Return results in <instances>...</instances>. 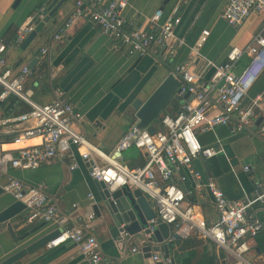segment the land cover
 Here are the masks:
<instances>
[{"label":"crops","instance_id":"1","mask_svg":"<svg viewBox=\"0 0 264 264\" xmlns=\"http://www.w3.org/2000/svg\"><path fill=\"white\" fill-rule=\"evenodd\" d=\"M51 1L20 0L14 3L15 0H0V43L9 27L18 28L28 24L38 11L42 7L46 8ZM227 1L128 0L123 16L126 21L133 23V27L141 29L155 28L150 24L149 17L157 9H161L163 16H166L173 5L181 4V21L176 26L175 33L183 37L184 45L176 50L171 59L162 50L154 47L143 57L129 55L124 46L108 38L97 24L84 16L65 27L62 38L55 39L54 34L63 29L75 6L74 0H64L45 24L44 29L24 50L17 46L7 53L6 66L11 69L12 74H16L23 65H28L31 73L25 83L33 90L34 102L40 105L47 104L58 97L59 92L64 93L70 98L74 109L82 115L75 126L77 131L94 146L106 154L114 155L129 168L139 167L145 163V152L134 146L119 153L115 151L120 137L136 123L133 101L136 98L146 100L171 73L175 63L184 62L189 58L191 47L203 28L209 30V35L199 49V57L215 62L223 61L232 46L240 48L248 46L254 36L263 29L262 12L250 14L237 27L228 25L221 17ZM43 47L48 48L47 54H41L31 67L29 65L31 60L41 53ZM84 57L90 64L89 68L74 86L64 92L59 87L61 78L58 70L61 64L73 65ZM249 59L247 55L242 56L237 61L234 71L239 73L249 63ZM260 59L263 61L262 67L254 77L245 99L247 102L261 94L259 112L264 114V57ZM15 98L14 95H9L0 100V117L28 110V106L22 100L13 101ZM178 105L167 106L164 111L172 113ZM216 109L218 110V107L213 110L216 112ZM233 123L234 121L229 125L217 126L211 131L198 132L201 143L215 147L218 153L211 157L200 156L193 160L192 166L201 172L203 180L212 179L216 182L226 197L249 203L248 215L261 220L263 229L257 236L249 239L250 249L247 257L254 264H264V203L253 202L254 190H264V135L258 132V128L234 132ZM261 124L264 125V118ZM25 125L27 122L11 126L12 133L0 127V186L7 175L21 180L27 186L43 182L46 193L60 212V223L35 222L27 225L25 223L27 210L24 209L20 213L24 224H13L15 235L19 239L25 231L33 232L23 240H15L6 229L1 231L0 262L20 248L62 226H74L77 224V215H86L94 211L95 206L100 208L102 204L94 179L89 175V165L78 156V167L74 170L69 169L66 158L53 159L33 170L10 166L8 159L18 148L39 142L37 137L22 142L13 141V135ZM150 127L154 131L160 129L158 118ZM245 166L248 167L247 170ZM183 187L189 193L185 203H191L208 223L214 222L217 213L210 194L205 189L195 188L191 179L184 182ZM88 193H92L93 198H89ZM145 197L155 210L151 198L146 195ZM14 201L10 194L1 192L0 210ZM88 232L96 237L105 264L148 263L139 239H131L127 235L125 241L119 240L121 232L109 227L101 218L94 216ZM133 246H138L137 252H131ZM170 250L178 264H228L230 260V257L226 256L213 241L194 234L174 239ZM155 254L158 253L153 252L152 259ZM14 264H90V262L75 244L65 242L51 248L43 245Z\"/></svg>","mask_w":264,"mask_h":264},{"label":"built area","instance_id":"2","mask_svg":"<svg viewBox=\"0 0 264 264\" xmlns=\"http://www.w3.org/2000/svg\"><path fill=\"white\" fill-rule=\"evenodd\" d=\"M74 4V10L63 29L54 34L55 39L62 38L65 27L84 16L97 24L108 38L124 46L129 55L143 57L154 47L172 59L176 50L184 45L183 37L175 33L181 21L180 3L173 5L166 16H163L161 9H157L149 17L150 24L155 27L153 29L135 28L131 21L125 20L123 11L128 6V0H74ZM261 12L264 13V0H228L221 17L228 25L237 27L250 14ZM44 15L45 7H42L28 24L16 29L11 42L0 43V100L14 95L28 106L23 113L0 117V127L12 133L11 126L27 122L13 135V141L39 138L37 144L18 148L8 159L10 166L33 170L42 163L66 158L69 169L74 170L78 167V156L82 161L90 162L89 175L102 181L109 191L127 185L149 196L156 213L151 222L158 218L179 236L194 234L213 241L230 257L228 264H254L247 257L250 249L248 241L258 235L263 223L248 215L249 203L230 199L212 179L203 180L201 172L192 166V162L200 156L211 157L218 153L215 147L201 143L198 132L211 131L233 121L232 130L241 132L250 129L259 117L263 120L264 114L259 112L261 94L250 98L244 105L242 102L263 64L260 57H264V27L245 48L230 47L221 62L200 59L199 49L206 41L209 30L203 28L200 31L189 58L175 63L173 67L179 79L176 91L179 105L176 110L158 117L160 129L153 134L133 123L118 140L116 152L134 146L146 154L142 166L129 168L114 155L94 146L76 130L75 126L82 115L74 109L68 96L59 92V96L50 103L37 104L32 99L33 90L25 83L31 68L23 65L16 74L7 68V53L22 44L33 31L36 21L42 20ZM40 52L45 55L48 48L43 47ZM244 55L250 57L249 63L236 73V63ZM186 94L191 98H184ZM217 107L215 112L213 109ZM257 128L264 135V125ZM244 168L248 169L247 166ZM188 179L193 181L195 188L205 189L210 194L217 213L214 222L208 223L191 203H185L189 193L182 185ZM44 187L43 182L27 186L8 175L1 184L4 193L25 206L27 225L35 222L60 223V212ZM87 196L93 198L92 193ZM257 201L264 203V190H254L253 202ZM93 218V211L77 215V224L58 228L59 233L45 246L51 248L71 242L90 264H105L96 237L88 232ZM126 238L127 234L121 232L119 240L125 241ZM138 249V246H133L131 252ZM153 259H158L157 254Z\"/></svg>","mask_w":264,"mask_h":264},{"label":"water","instance_id":"3","mask_svg":"<svg viewBox=\"0 0 264 264\" xmlns=\"http://www.w3.org/2000/svg\"><path fill=\"white\" fill-rule=\"evenodd\" d=\"M20 0H15L18 3ZM64 0H52L45 8V15L42 20L36 21L35 27L26 39L20 44V48L24 50L35 37L44 29L45 24L50 20L52 15L57 11L58 7ZM41 53L34 57L30 66H34V62ZM87 58L84 57L73 65L61 64L58 70L59 87L67 92L74 86L81 77L86 73L90 64L87 63ZM50 68H48L49 70ZM171 73L155 88V90L142 101L136 98L132 106L135 109V118L137 126L141 129H148L153 134L154 130L150 124L157 120L160 114L167 106L174 107L179 102V97L176 95L179 79L177 73L171 69ZM184 98L190 99L191 96L186 94ZM246 99L242 102L244 105ZM262 118L259 117L250 130H255L261 125ZM88 165L90 162H87ZM94 184L101 198V206L94 208V216L101 218L111 228H116L119 232L126 233L131 239L137 238L141 242V250L145 253L148 259L147 264H178L176 258L171 254L173 240L178 239L179 235L172 232L171 227L156 219V213L152 203L145 197L139 189H131L127 185L121 186L114 191H109L104 183L94 179ZM183 187V185H182ZM184 188V187H183ZM3 192L0 186V193ZM25 209V206L20 201H14L12 204L0 210V232L6 229L15 240H23L33 230L25 231L18 239L15 235L13 224L23 225L24 220L20 213ZM90 226V225H89ZM59 230L50 232L34 242L20 248L8 258L0 262V264H14L25 255L41 248L50 239L55 237ZM153 252L157 254V260L152 259Z\"/></svg>","mask_w":264,"mask_h":264},{"label":"trees","instance_id":"4","mask_svg":"<svg viewBox=\"0 0 264 264\" xmlns=\"http://www.w3.org/2000/svg\"><path fill=\"white\" fill-rule=\"evenodd\" d=\"M16 29L17 28H14V27H9L6 31H5V33H4V35H3V37H2V43H4V44H8L9 42H11L14 38H15V34H16ZM16 97V96H15ZM32 97H33V95H32ZM18 100H20L18 97H16L15 99H13V101H18ZM174 109V108H173ZM164 113H166L165 111L163 112V114ZM191 199V198H190ZM190 201H192V199L190 200Z\"/></svg>","mask_w":264,"mask_h":264},{"label":"rangeland","instance_id":"5","mask_svg":"<svg viewBox=\"0 0 264 264\" xmlns=\"http://www.w3.org/2000/svg\"><path fill=\"white\" fill-rule=\"evenodd\" d=\"M127 149V148H126Z\"/></svg>","mask_w":264,"mask_h":264}]
</instances>
